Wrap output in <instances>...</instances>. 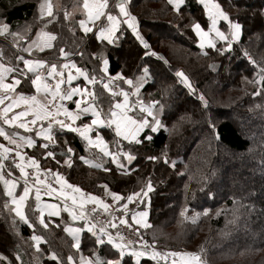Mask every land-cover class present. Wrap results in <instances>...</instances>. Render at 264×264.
<instances>
[{
  "label": "trees",
  "instance_id": "1",
  "mask_svg": "<svg viewBox=\"0 0 264 264\" xmlns=\"http://www.w3.org/2000/svg\"><path fill=\"white\" fill-rule=\"evenodd\" d=\"M39 1L0 0V21L4 20L12 28L23 27L26 23L30 25L35 20ZM217 2L230 18L239 20L243 25L240 41L223 54L216 49L205 51L200 47L192 24L199 22L207 28L208 21L195 0H186L179 12H175L168 0H132L131 12L145 37L154 50L163 55L166 63L149 57L142 61L144 52L126 26L128 29L122 41L124 47L109 53L110 73L122 70L129 76L147 66L145 79L149 81L145 93L151 95L152 101L159 102L155 110L160 114L162 127L151 134V141L125 144L124 149L136 159L131 163L125 162L124 169L117 168L94 151L89 156L98 159L96 161L102 165L101 168L81 161L83 144L77 135L67 132L65 138L78 151V156L73 159L71 167L63 168L62 173L68 183L92 195L104 196L106 185L111 192L122 197L117 203L110 195L108 204L116 203L127 216L133 215V206L126 197L145 188L148 179H151L154 191L150 194L147 207L148 223L153 227L143 230L146 235H151L164 223L172 225L175 216H180L178 209L192 207L191 210L196 213L208 208L210 213L204 216L206 220L201 216L193 228L194 232L184 230V233H190L191 238L203 230L205 224L209 225L214 237L202 253L207 263L214 264L218 256L228 259L239 253L257 252L256 256L248 257L252 261L247 260L244 264H264V132H261L264 130V83L259 82L260 69L264 67V16L260 14L264 9V0ZM220 27L226 34L229 33L225 24ZM31 31L30 27L26 36ZM92 42L83 44L82 51L77 45L81 46V42L68 40L63 44L73 57L78 58L81 53L86 54ZM216 45L217 48L226 47V43L219 40H216ZM245 51L248 56L244 55ZM179 71L189 77L196 93L201 91L208 98L207 107L197 99V94L187 93V88L177 78ZM211 125H215L219 132V140L214 137ZM251 133H259L260 136L253 137ZM148 134L146 131L144 136ZM148 156L159 159L148 160ZM256 156L259 157L254 160ZM165 159L168 163L164 162ZM248 159L252 161L248 162ZM51 166L55 165L51 163ZM105 168L110 171H105ZM11 169L19 170L15 167ZM41 173L52 176L56 181L52 170ZM171 193L175 197V205L169 207L170 213L160 214L167 198L165 195ZM147 197L143 198L144 201ZM6 201L8 199L0 186V253L10 254L20 248L29 253V242L18 240L22 234L27 236L25 224L16 219L10 207H4ZM123 202L127 208L121 207L125 204ZM144 205L142 203V210ZM29 218L36 222L33 212L29 213ZM52 222L54 226L49 229L39 228V234L48 243L47 249L55 251L63 264H68L66 257L74 256L73 242L61 229L62 220ZM93 238L92 234L84 235L81 247L84 253L102 255L104 259L119 255L115 249L117 255L114 253L106 237L103 245H96ZM173 249L168 247L166 250ZM177 249L182 251V247ZM44 262L56 264L47 260ZM122 264H136V260L126 253ZM140 264L160 263L140 257Z\"/></svg>",
  "mask_w": 264,
  "mask_h": 264
},
{
  "label": "snow or ice",
  "instance_id": "2",
  "mask_svg": "<svg viewBox=\"0 0 264 264\" xmlns=\"http://www.w3.org/2000/svg\"><path fill=\"white\" fill-rule=\"evenodd\" d=\"M169 4H173L174 8L177 12L180 11V6L184 4L185 0H168ZM200 4L203 5L204 12L207 15V19L210 21L208 25L207 31L204 30L202 25L199 22L192 24V29L195 31L196 35L200 38V47L203 49L205 45L209 48L216 49L218 52L223 54L225 51H229L232 48V41L238 40L241 36L243 25L239 22V20L232 19L229 16V13L223 9L220 3L217 0H198ZM128 0H121L116 6L119 8V12L121 15L127 17L124 21L125 24L132 30L133 34L136 36V39L140 41L145 49L149 48V45L144 41L143 37L139 34L137 30V18L131 15L127 8L126 4ZM83 9V15L86 16L87 20L81 19L79 21V26L86 35L93 31L92 27H89V22L95 23L100 20L101 17L106 16L107 20L110 22L107 27H101L98 32L94 33L96 39L106 40L109 44L115 43L114 36L116 34V30L119 26V20L116 16H113L110 12H106L105 9L108 8V0H83L82 5H79ZM260 14L264 16V9H261ZM44 17H53V5L51 0H41L39 4V19L41 22L44 21ZM69 18V14L65 13V19ZM226 21L228 23L229 33L226 34L224 31H221L220 28L217 27V24L221 21ZM52 20H48L44 23V28L47 27L48 23H51ZM30 25L26 26L23 32H27L30 29ZM12 36L14 41H18L24 39L25 36L22 34L21 30L11 31L10 25L8 23H0V36ZM118 38V37H117ZM56 40V36L49 32L43 30L41 28L36 32V37L28 43L27 47L22 48L21 50L24 52H28L31 54L33 49H38L39 51H44L45 49H51L53 47L52 41ZM216 40L223 41L226 43L225 48H217ZM62 57H67L69 53L65 52L63 48L59 49ZM145 56L149 55L148 52L144 53ZM152 55H156L152 53ZM207 55V53H205ZM247 55V53H245ZM0 57H2V51H0ZM16 61L23 63V68L20 67L19 63L17 64H4L0 63V92H3V95H0V105H4L5 101H9V103L0 108V118L3 119L4 124L12 125L16 124L17 121H20L21 117H26L31 114L32 119L30 121L31 125H36L37 121H48L47 127L41 125L40 129L35 132V135L40 137L42 136L49 143H54V131L53 125H58L60 131L68 130L73 133H78L79 136L85 139L90 146H94L100 149L104 156H110L111 161L121 169L125 168V165L120 161V156L123 155L124 159L131 163L135 156L130 153L123 152L122 149H119L117 152L113 153L108 151L107 145L105 141L101 137L100 133L96 132V138L93 139L90 133H93L95 129H99L102 127L114 128L115 134L118 137H121L124 140H128L130 142H135L136 144H141L144 141H151V135H145L141 138L140 134L144 132L145 129H150L151 132H156L160 127H162L161 121L157 119L156 115L153 112L154 106H156L159 102L153 100L150 104L144 105L143 101H140L141 112H146L147 116L139 119L133 118L129 116L127 113L129 111L130 105L128 102L129 93L121 90L120 92L113 91L110 87L111 80L109 82L103 83V87L109 91L111 96L115 97L117 95H122L124 100L116 101L114 103L110 102L108 107V112L104 114L107 118L102 116L103 108L98 107V105H102V100L100 96L93 90H90L87 86L80 87L79 85L73 87L72 81L76 79L77 76H83L88 84L94 85L96 81L95 76H89L82 69L78 68L74 62H69L67 64H63L61 66H57L55 63H49L43 59H26L24 56L16 55ZM251 59V58H250ZM252 63H255L254 60H251ZM108 60H103V71L107 73L108 71ZM46 68V74L42 75V71ZM68 68L69 72L65 79V74L63 69ZM71 69H75V75H73ZM13 73L11 77V82H5L7 79V74ZM18 73V75H16ZM260 82L264 83V67L260 69ZM31 74V76H29ZM144 77L148 75V68L145 67L143 69ZM176 75L178 77H182V82L191 89V84L188 80V77L181 72H177ZM119 78L123 80L128 85H133V79L123 76L122 73H117L115 78ZM22 79L30 80V84L35 89L36 94H25L24 92H17V87L21 85ZM49 79L54 80L55 83L50 84ZM141 78H137L139 81ZM67 84L68 87L62 89V85ZM140 84L134 85L137 92L139 91ZM43 93L44 99L43 101L38 99L37 94ZM74 96H79V99L74 100L75 111L69 110L62 103L58 101L65 100H73ZM200 99L204 101L203 95L200 96ZM24 106L25 110L14 113L11 117H9L8 113L12 112L14 108H20ZM205 107H207V102L205 101ZM88 113H91L92 119L90 123L84 122L81 118L86 117ZM60 116H63L64 119H59ZM147 117H151L152 120L149 121ZM81 121L78 126H76V121ZM20 128H24L26 131L31 132L32 128L29 127V123L20 122L18 125ZM213 128L214 137L219 140L220 134L215 129V125H211ZM0 136H2L5 140H7L10 144L15 145V149L6 147L3 144H0V181L3 182L5 186L4 195L10 198V203L13 205L9 210L11 212H15L16 216L19 219L27 224L30 228H34L35 225L29 221L28 216L24 212L25 201L28 199L29 193L31 189L28 187V176L29 173L25 170L26 166L31 167L36 170L38 173L40 171L39 162L35 157H28L27 165L24 163L25 157L19 151L21 147V142L25 143L28 147H32L34 145V140L31 136H20L17 133H13L9 135L4 128L0 127ZM67 143V142H65ZM44 149H48L49 144L45 143L41 145ZM15 151V156L19 158L20 162H16L15 158L13 159V164L15 168H18L21 174V178L24 179V188L23 193L17 196L15 194V189L17 187L16 179H6L5 178V159L8 158V154ZM67 158L63 161L64 164L69 167L72 166L71 156L68 154H74V150L68 146L66 150L62 153ZM47 157H52L53 160H56L55 154L53 151H47L45 153ZM80 159L85 160L84 157ZM148 160H158L157 156H148ZM87 163L88 161L85 160ZM165 163L168 161L165 159ZM56 163H60L59 160H56ZM92 166L102 167L101 164H94ZM105 171H110V169L105 168ZM51 172V170H47ZM8 176H12L11 170L7 173ZM56 177V183L60 185V189L52 188L51 185H48L47 195L51 196L54 192L59 191L60 196H64L66 199L68 198L64 189H72L74 193H79V200L75 195L71 196L72 205L79 206V213L74 211L72 208H69L67 204L64 206V211L69 212L72 216L73 220H83L84 227L83 228H70L66 227L64 231L68 232L72 235L75 243L72 245L77 250L80 249V233L85 229L95 237L96 245L105 244L104 237H107V243L112 245L114 249H117L119 252V258L117 260L113 259H104L99 256H96L95 259L85 258L81 256L80 264H122L123 258L125 254H129L132 258H135L136 264H140V257H149L152 260H165L167 261L169 257H172V264H204V261L201 258V254L199 252H187V251H171L161 253L156 250L155 247L150 246L147 241H143V246L141 249L137 248H129V244L133 243L132 241L124 242V237L117 233V237H113V235L106 230V227L101 224L99 221L93 223L90 222V213H87L84 210V205L86 203H94L103 208L105 212L108 211L109 205L104 203L98 197L92 195L91 193H84L82 190L76 186L68 183V181L60 175V173L54 174ZM44 181L39 179V176H36L35 184H43ZM107 190V186H104ZM146 188V190H145ZM145 188H141L139 192H133L126 197L128 202L133 200V197H137L140 203L147 202L144 201V197L148 196L149 192L154 191V185L151 179H148ZM37 206L34 211H38L40 214L39 224L42 225L45 229L49 227L48 223L45 222L44 212L47 210L48 215L52 217H56L60 215L59 206L55 204H47L44 207H41L39 201L41 196V190L39 187L35 189ZM111 196L113 202L120 201L122 197L116 193L111 192ZM5 208H9V201H6L4 204ZM121 207L127 208V204L121 205ZM96 209H93L92 212H95ZM187 209L181 212V216H185V212ZM208 209H204V214H208ZM199 215V214H197ZM149 213L147 210L135 213L132 217L133 221L144 228H151L153 225L148 223ZM139 217V219H137ZM193 222L195 219L193 218ZM121 223L128 225L130 224L124 219L121 218ZM99 225V227H98ZM59 226V225H57ZM110 227L116 228L115 223H110ZM137 233L139 232V228L136 229ZM31 239L35 242L36 250L39 251V245L42 240L41 236L33 235ZM153 245L156 243L153 240ZM95 255V254H94ZM15 261L18 264H22L21 256L16 253L14 255ZM51 259L56 261L57 264H63V261L60 260L57 253L52 252ZM67 261L69 264H72L73 257L69 255L67 257ZM0 264H13V260L2 253H0Z\"/></svg>",
  "mask_w": 264,
  "mask_h": 264
},
{
  "label": "crops",
  "instance_id": "3",
  "mask_svg": "<svg viewBox=\"0 0 264 264\" xmlns=\"http://www.w3.org/2000/svg\"><path fill=\"white\" fill-rule=\"evenodd\" d=\"M195 1L199 6H201L202 10L204 11L203 5L200 4L198 2V0H195ZM131 2H132V0H128L126 7H127L128 12L134 16V14L130 10ZM185 2H186V0H185ZM185 2H184V4H185ZM40 3H41V0L37 4V9H36V13H35V20L33 23H30L32 31H31V34L29 36H26V33L23 32L25 27L29 26V24H27V23L23 27H20V26L17 27L16 26L15 28H12V25L9 24L11 31L21 30L22 34L25 36L24 39L14 41L13 37L10 35L0 36V51H2V57H0V63L13 64V65L19 63L20 67L23 68L22 61L18 62L15 59L16 53L18 55L24 56L26 59H43V60L48 61L49 63H55V64H57L58 68H59V66H61L63 64L69 63L70 61L74 62L78 68L82 69L89 76H95L97 82L94 85L88 84L83 76H77L76 79H74L72 81V86L75 87V86L79 85L82 88L87 86L90 90L95 91L100 96V98L103 102L102 105H98V107L103 108L102 116H104V114H106L108 112V107H109L110 102H112V103H114L116 101L122 102L124 100V97L122 95H117L115 97L111 96L109 91L103 87V83L109 82L111 80L110 87L113 89V91L120 92L121 90H123V91L129 93L128 102H129L130 108H129V111L127 114L129 116H132L133 118H136V119L146 117L147 113L141 112V105L139 102L143 101L144 105L146 106V105L150 104L152 102V99H153L151 97V95H148L145 93V86L147 85L149 80H146L144 78L143 69L147 66H144L142 68V70L136 72L135 74L129 75V76H128V73H125L126 71L123 72L121 70L118 72V73H122L123 76H125V77L132 78L133 82H134L133 85H128L123 80H121L119 78L112 79V78L116 77L117 73L116 74L110 73V68L112 66H111L109 53H111V52L114 53L115 50H119V49L124 47V44L122 43V41L124 40L126 31L128 29L124 23L123 18L120 15L118 7L116 6L118 4V0H108V8L105 9L106 12H110L113 16H116L120 22L119 26L116 30V34L114 36L115 43H113V44H109L106 40H99L98 41L96 39V36L94 35V33L98 32L101 27H107L109 25L110 22L107 20L106 16L101 17V19L96 21L94 24L89 22L88 26L92 27L93 31L90 33H87L86 35L84 34V32L82 31V29L79 26V21L81 19L87 20L86 16L82 14L83 13L82 7H79V5H82L83 0H66L65 2H64V0H51V3L53 5V17H44L43 22H41V20L39 19V4ZM175 12H177V11L175 10ZM65 13L69 14L68 19H65ZM205 16L207 19L206 13H205ZM48 20H52V22L48 23L47 27L44 28V23H46ZM207 21H208V25H209L210 21L208 19H207ZM0 23H6V22H4V20H3V21H0ZM137 23H138V21H137ZM222 24H225L227 26V29L229 30L228 23L226 21H223V20H221L217 24V27L221 29L220 26ZM124 26H125V28H124ZM202 27L204 28L205 31H207L208 27L207 28H205L204 26H202ZM41 28H43V30H45V31H49V32L53 33L56 36V40L52 41L53 47L51 49H45L42 52L39 51L38 49H33L31 54H29L28 52L24 53V52H22V50H19V48L27 47L28 43H30V41L36 37V32L38 30H40ZM137 30H138L139 34L143 37L144 40H148L145 37V35L143 34L140 26H137ZM221 31H222V29H221ZM130 32L136 38V36L133 34L132 30ZM241 34H242V32H241ZM240 38H241V36H240ZM68 40H71L72 43L81 42V46L79 44H77L78 47H81V51L84 50L83 46L86 43L91 42V41H93V42L91 44L90 49L86 51V54L81 53L78 58H75V57H73L74 55L71 53V51L67 50L65 47V44H63V43H68ZM233 41H237V40H233ZM200 42L201 41L199 38V44H200ZM137 45H138L139 49H141L144 53L146 52L143 48V45L140 43L139 40H137ZM61 48H63L65 50V52L69 53V55L67 57L61 56L60 51H59V49H61ZM79 49L80 48H78V50ZM203 50H205V51L206 50H212V48H209L206 44L205 47L203 48ZM148 57H149L148 55L145 56L143 54L141 56V60L143 61V60H145V58H148ZM149 58H151V57H149ZM105 59L109 61L108 66H107L108 67L107 73H105L103 71V68H104L103 60H105ZM162 59L163 60L160 59L157 61H160V62L165 64L166 61H164L163 57H162ZM71 70H72L73 75H75V69H71ZM63 71H64L65 79H66L67 74L69 72V69L65 68V69H63ZM140 72H142V73H140ZM45 74H46V68H45V70L42 71V75H45ZM12 75H14V74L13 73L7 74V79L5 82H11ZM16 75H18V73H16ZM29 76H31V74H29ZM138 77L141 78L139 81L137 80ZM49 83L54 85L55 81L49 79ZM136 84L141 85L139 87L138 92H137L136 88L134 87V85H136ZM61 87H62V89H65L68 87V85L65 83ZM21 91L24 92L25 94H28V95L36 94L34 87H32L30 84V80H27V79H22L21 85L17 87V92H21ZM3 94H4L3 92H0V95H3ZM37 96H38V99L43 101V99H44L43 93H39V94H37ZM79 98H80L79 96H74L73 100H71V101L68 100V102H69L68 109L69 110L75 111V104L73 101L76 99H79ZM8 103H9V101H5V104L0 105V108H3ZM22 110H25L23 105L20 108H14L12 110V112L8 113V115H9V117H11L14 113L22 111ZM156 111L157 110H155V106H154L153 112L155 115L157 114ZM60 117H63V116H60ZM104 118H107V117L104 116ZM147 118L149 119V121L152 120L151 117H147ZM31 119H32V116H31V114H29L26 117H21L20 121H17L16 124L8 125V124H4L3 119L0 118V127L4 128V130L9 135H12L13 133H17L20 136H31L33 138L35 143L32 147H28L25 143L21 142V147L19 148V151L25 157V160H24L25 164H27L26 160L28 157H35L37 159V161L39 162V166L41 169L40 172L41 171L44 172V171H47L50 169V170H52L53 174L58 172V173H60V175H62L64 177L62 170H63V168H68L69 166L63 163V161L67 157L65 155H63L62 153L66 150V148L68 146H70L68 144L67 139L65 138V133H67V132L73 133V132H70L66 129L63 131H60L58 128V125H53L55 142L49 143V141H46L42 136L38 137L35 135V132L40 129L41 125H43L44 127H47L48 121L47 120L37 121L36 125H31V123H30ZM81 119L86 123H90V121L92 119L91 113H88L86 117H82ZM20 122L29 123V127L32 128V131L28 132L24 128H20L18 126ZM80 122L81 121H79V120L76 121V126H78L80 124ZM159 129L156 132H151L150 129H145L144 132H142L140 134V137L142 135L144 136L146 131L149 132L148 135H151L153 133H157L159 131ZM97 131L100 133L101 137L105 141V144L107 145L108 151L115 153L119 149H122L123 152L127 153L126 149H124L125 145L123 143L130 144L131 142L128 140H124L121 137L116 136L114 128L102 127L99 129H95L93 131V133H90V135L92 136L93 139L96 138V132ZM73 134L78 136V139L80 140L81 145L83 144V147H84V153L80 156L84 157L85 160L88 161L87 163H90L91 165L98 164L96 161L98 159H96L94 157H90L89 155L92 151H94V152H97L98 154L104 156L103 153L100 151V149L97 147H94V146H90L85 139H83L79 136L78 133H73ZM140 137H138V139ZM65 142H67V143H65ZM45 143L49 144L48 149H44L43 147H41V145H43ZM133 143H135V142L133 141ZM0 144H3L9 148L15 149V145L10 144L2 136H0ZM70 147L74 150V154H68V155L71 156V162L73 163V159L78 156V151L76 149H74L72 146H70ZM47 151H53L55 154L56 160H59L60 163L59 164L56 163V160H53L52 157H47L45 155V153ZM13 153H15V151H13ZM86 155H88V156L86 157ZM104 157H106L108 160L111 161L110 156H104ZM88 158L91 160H89ZM80 160L85 162V160H82V159H80ZM120 161L123 164L125 162H128L126 159H124L123 155L120 156ZM51 163H53L55 166L49 167V165ZM111 163H112V161H111ZM112 164L117 166V164H114V163H112ZM8 166H7V168L4 169L5 178L17 180V187L15 189V194L17 196H19L20 194L23 193V188H24V183L19 180L20 179L19 177H21L20 171L19 170H13L12 171L11 168H14L15 166H12V165H8ZM93 167L94 168H101V167H95V166H93ZM8 168H10V169H8ZM9 170H11L12 176L7 175ZM54 177H55V175H54ZM64 178L66 179V177H64ZM55 179H56V177H55ZM0 186H1V189H2L3 194H4L5 186H4L2 181H0ZM79 188L82 190V192L87 193L86 190L82 189L81 187H79ZM64 190H65V193H66L68 198L66 199L64 196H61V197H63L67 201H69L71 204H72L71 196L75 195L77 197V199L79 200V198H80L79 193H74L72 189L65 188ZM110 195H111V190L109 188H107V190L104 188V196H96V195H94V196L98 197L104 203L108 204L107 200H108ZM7 199L9 201V207L10 208L13 207V205H11V203H10V198L7 197ZM37 203L38 202L36 200L35 191L33 189H31L29 196H28V199L25 201L24 212L28 216V218H29V213L33 212L35 214V218H36L35 223H33L32 220L29 218V221L35 225L34 228H30L27 224L23 223L19 219V217L16 216L15 212H12L13 215L16 217V219H19V221L23 225L25 224L24 226L26 227V230L28 231V232L25 231V234H27V236L25 235L23 237V234H22V237L18 238V240L21 241V243L29 242L30 249H31V252H29V253L24 251L22 248L18 249L17 251H13L10 254H5V253L1 252L2 254L9 256L13 260V264H18V262H16L15 258H14V255L16 253H18L21 256L22 264H46L44 262L45 260H47L49 262H54L57 264L56 261L51 259V254H52V252H55V251H53V250L50 251L47 249L48 243L43 239V237L39 234V231H38L39 228H43V229H45V228L39 224V218H40L39 212L34 211L36 209ZM39 203H40L41 207H44L47 204H55V205L59 206L60 215L56 216V217L49 216L47 210H45L44 219H45V222L48 223V225H49V227L47 229L54 226V224L52 222L53 220H60V221L62 220L61 229L71 239V241L74 244L75 241L73 240L72 235L69 234L68 232L64 231V229L66 227L83 228L84 227V221L83 220H73L72 216L69 214V212L64 211V206L60 205L56 201L46 200L43 198V196H40ZM86 204L97 205V204H94L91 202L86 203ZM110 204L116 205V203H109L108 205H110ZM97 206H99V205H97ZM86 233L91 234L86 229L80 233V249L77 250L76 248L73 247L74 248V256H73L72 264H80L81 256H83L85 258H91V259H95L96 256H99V257L102 256V255H98V254H95L94 256H92L88 253H84L81 250L82 241H83L84 235ZM33 235H37V236L42 237V240H41L40 245H39V249H40L39 251L36 250L35 242L31 239V237ZM93 239H95V237ZM112 250L114 251V253L118 251L117 249H115V250H117V251H115L113 247H112ZM115 254L117 255V253H115ZM58 257H59V255H58ZM67 257H66V262L69 264V262L67 261ZM118 258H119V255H117L116 257L111 258V259L117 260Z\"/></svg>",
  "mask_w": 264,
  "mask_h": 264
},
{
  "label": "rangeland",
  "instance_id": "4",
  "mask_svg": "<svg viewBox=\"0 0 264 264\" xmlns=\"http://www.w3.org/2000/svg\"><path fill=\"white\" fill-rule=\"evenodd\" d=\"M239 41H240V39L237 40V41H232V45L237 44ZM245 53H247V52L245 51L244 55H245ZM246 56H248V55H246ZM177 78H178V76H177ZM259 82H260V80H259ZM180 83L182 84V86L187 88L181 81H180ZM186 90H187V93L189 95L193 94V96H194L195 94H197V99L199 101H202L200 99V96L203 95L204 101H202V102L203 103H205V101L208 102V100H207L208 98L201 91H198L196 93V89H195V86L193 85V83H192L191 89L187 88ZM172 97H174L173 94H172ZM156 117H157V119H159L160 114L157 113ZM246 125L248 126V123H246ZM261 132H264V130H262ZM261 132H260V134H261ZM260 134L259 133H254V134L251 133L250 135L251 136L253 135V137H258V136H260ZM131 143H133V142H131ZM123 144L125 145V143H123ZM126 151H127V153H129L128 150H126ZM258 157L259 156H256L254 158V160L258 159ZM251 161H250V159H248V162H251ZM8 165H11V164L7 163L5 167L7 168ZM27 168H31V167H27ZM38 174L47 175V174L41 173L40 171L38 172ZM95 179L96 178H94V180ZM246 180H248V179H246ZM152 192H149L148 197L146 199V202L151 200L150 194ZM165 196L167 198L164 200V205H163L162 210L160 211V214H162L163 212L165 214H166V212L170 213L169 207L175 205V197H174V195L172 193L171 194H166ZM117 203H118V201H117ZM123 203H125V202H123ZM129 203H131L132 206H133V210H131V211H133V215L135 213H138V212H141V211H144V210H147L149 212V208L147 207L146 204L144 205V210L141 209L142 208V203H140L139 199L137 200V197H133V200L131 202H129ZM165 206L168 207V208L165 209L164 208ZM191 208L192 207H186V208H183L181 210L178 209L177 213L179 212V214H181L182 211L187 209V211L185 212V216H181V215L179 217H178V215L175 216L172 225H169L171 223H164L163 227H160L157 230H154V232H151L152 233L151 235L150 234L146 235L144 233V231H143V230H148V228L141 227L140 225L136 224L133 221V219H132L133 215L132 216H130V215L127 216L126 214H123L124 217H125V218L123 217V219L126 220L128 222V224L131 225V229L136 234H140L141 235L140 238L142 240V244H143V241H147L150 246L155 247V249L160 251L161 253L171 252V251H178L177 247H182V251L199 252L201 254L202 260L204 261V264H208L206 259H205V257H204V255H202V253H203V251H205L206 244H211L212 243L211 239L214 237L212 235V233H211V229L209 228V225L205 224L206 227L203 230L201 229V231L198 232L197 234H194L191 238H189L191 236L190 233H188V232L184 233V230L187 231L188 229H190L191 232L192 231L194 232L193 228H194L195 224L197 223V221L199 220V218L201 216H203V217L205 216L204 209H208V208H204L202 212L200 211V212H196V213L194 211H192ZM118 210L121 212L120 209H118ZM165 210H168V211H165ZM208 210H209L208 213H210V209H208ZM124 212L126 213L127 211L125 210ZM158 214H159V211H158ZM197 214H199V215H197ZM193 218L195 219V222H193ZM137 219H139V217H137ZM204 219H205V217H204ZM124 225H126V224H124ZM207 226H208V228H207ZM137 228H139V232L138 233L136 231ZM206 228H207V230H206ZM153 240L156 241V243L154 245L152 243ZM160 240H161V242H160ZM168 247L169 248H175V250L173 249L171 251H167L166 249ZM136 248L137 249H141L139 247H136ZM256 253L257 252H255V253H239L236 256L229 257L228 259H226L224 256H218V258L215 257V259L217 261H215V259H214V262H215L214 264H235V263L244 264V263H246L247 260L248 261H252V259L248 258V257L256 256ZM147 259H150V258L147 257ZM172 259H173L172 257H169L167 261H165V260H158L157 261V260H152V259H150V260H152V261H154L156 263H160V264H172Z\"/></svg>",
  "mask_w": 264,
  "mask_h": 264
},
{
  "label": "built area",
  "instance_id": "5",
  "mask_svg": "<svg viewBox=\"0 0 264 264\" xmlns=\"http://www.w3.org/2000/svg\"><path fill=\"white\" fill-rule=\"evenodd\" d=\"M137 26H140L137 23ZM148 45L149 48L144 50L146 52L149 53V57H151L152 59L155 60H163L162 57L160 56V54H158L151 42H149L148 40H144ZM152 53H155L156 55H152ZM72 71V70H71ZM59 103H62L66 108L69 107V102L68 100L65 101H58ZM59 119H64V117H59ZM15 158L16 162H20L19 158L15 156V153L11 152L8 154V158L5 159L4 164L6 166L7 163L11 164L12 166H14L13 164V159ZM6 168V167H5ZM9 169V168H8ZM25 170L29 173L28 176V187L33 189L35 191V189L37 187L40 188L41 190V196H43L44 199L46 200H52V201H56L58 202L60 205L65 206V204H67L70 208H72L73 210H75L77 213H79L80 209L79 206H73L69 201H67L66 199H64L63 197H61L59 195V191L54 192L51 196L47 195L48 192V185H51L52 188L55 189H60V185L58 183H56V181L53 179V177L49 176V175H40L38 174L34 169L32 168H25ZM39 176L40 180H43L44 183L43 184H35V180H36V176ZM20 181H22L24 183V179L19 177ZM65 191V190H64ZM109 209L107 212H105L103 210L102 207L97 206V205H93V204H86L84 205V210L87 213H90V222H97L99 221L101 224H103L106 227V230L108 232H110L113 237H117V233H120L123 237H124V242L127 243L128 241H132L133 243L129 244L130 248H142L143 244H142V240H141V235L140 234H136L131 227H128V225H124L121 223V218L123 219L124 215L122 212H120L118 209V207L114 204H110L109 205ZM93 209H96L95 212H92ZM125 218V217H124ZM110 223H115L116 224V228H112L110 227ZM99 227V225H98ZM105 238V237H104ZM107 238V237H106Z\"/></svg>",
  "mask_w": 264,
  "mask_h": 264
},
{
  "label": "water",
  "instance_id": "6",
  "mask_svg": "<svg viewBox=\"0 0 264 264\" xmlns=\"http://www.w3.org/2000/svg\"><path fill=\"white\" fill-rule=\"evenodd\" d=\"M119 2H121V0H118V3ZM127 8V7H126ZM118 10H119V8H118ZM121 15V14H120ZM121 17L123 18V20L125 21L126 19H128L127 17H125V16H123V15H121ZM127 27H128V25L127 24H125ZM129 28V27H128ZM130 29V28H129ZM131 30V29H130ZM161 57H163V55H160ZM179 72H181V71H179ZM183 72V71H182ZM184 73V72H183ZM185 74V73H184ZM185 76H187L186 74H185ZM188 77V76H187ZM179 78V80L182 82V77H178ZM188 80H189V82H190V84H191V86H192V83H191V80L189 79V77H188ZM183 83V82H182ZM184 84V83H183ZM185 85V84H184ZM186 86V85H185ZM187 87V86H186ZM188 88V87H187Z\"/></svg>",
  "mask_w": 264,
  "mask_h": 264
}]
</instances>
